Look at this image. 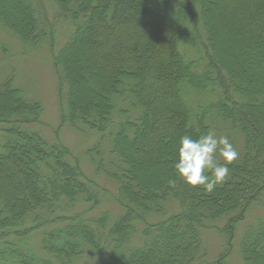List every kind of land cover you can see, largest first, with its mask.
Masks as SVG:
<instances>
[{
    "label": "trees",
    "instance_id": "16d2710c",
    "mask_svg": "<svg viewBox=\"0 0 264 264\" xmlns=\"http://www.w3.org/2000/svg\"><path fill=\"white\" fill-rule=\"evenodd\" d=\"M0 1L1 30L49 46L59 99L48 138L38 104L0 85V264H264V214L235 234L264 208V0H50L48 21L41 0ZM67 129L90 140L89 172ZM209 129L239 152L212 192L174 169L180 137Z\"/></svg>",
    "mask_w": 264,
    "mask_h": 264
},
{
    "label": "rangeland",
    "instance_id": "374dc122",
    "mask_svg": "<svg viewBox=\"0 0 264 264\" xmlns=\"http://www.w3.org/2000/svg\"><path fill=\"white\" fill-rule=\"evenodd\" d=\"M42 4L39 5L42 9L44 17L52 19L54 8L50 0H41ZM1 2V1H0ZM9 8L14 12V18L19 17L17 11L9 6ZM37 15L38 7L36 5ZM216 32V31H215ZM217 33L223 39L224 50L227 52L229 57L233 60L236 59V55L233 52L234 38L232 37L233 31L231 29V34L228 33L227 29L224 27L218 28ZM36 46H28L17 42L10 34L5 33L0 29V85L7 77L12 76L13 86L19 89L25 98L32 101L34 104H38L40 108L41 118L38 116V122L42 123L40 128L44 127L46 136L48 138H53V133L57 128L58 124V114H59V99H58V78L55 76L54 69L52 67L50 56H49V46L45 43L39 41ZM87 50V45L82 50L78 52H73V62L78 63L82 60L85 52ZM88 55H85L87 58ZM87 61L82 62L81 65H86ZM81 68V66H80ZM89 78L93 80V86L89 87V91L92 94H97L99 89L97 88V79L92 77V73H89ZM14 88V89H15ZM33 118V117H32ZM39 129V126L36 127ZM35 128V129H36ZM59 137L64 140L66 146L70 147L74 154L82 161L84 167H86V172H89L88 159L83 158L82 151L89 143V139L77 135L70 130H64ZM2 143V136L0 134V145ZM63 143V144H64ZM64 144V145H65ZM105 152V147H102ZM105 152L104 155H106ZM216 159H221V157L216 156ZM102 184V183H101ZM261 206V205H260ZM257 206L255 213H252L246 218V220L237 226L235 234L238 236L242 234L245 230L246 225L254 218L264 214V208ZM112 201L109 196H104L101 199V205L99 206V211L103 209L112 208ZM98 212V211H97ZM205 248H207V254L211 258H215L219 251L222 250L225 244V236L217 234H207L204 238ZM236 242L234 241V245ZM233 255L230 256L229 260L237 262L234 250ZM210 259V258H209Z\"/></svg>",
    "mask_w": 264,
    "mask_h": 264
},
{
    "label": "clouds",
    "instance_id": "9594fccd",
    "mask_svg": "<svg viewBox=\"0 0 264 264\" xmlns=\"http://www.w3.org/2000/svg\"><path fill=\"white\" fill-rule=\"evenodd\" d=\"M219 154L224 163H218ZM239 159V152L227 136H218L209 129L197 138L185 134L179 139L178 159L174 163L176 175L191 187L212 192L230 176L231 165Z\"/></svg>",
    "mask_w": 264,
    "mask_h": 264
}]
</instances>
